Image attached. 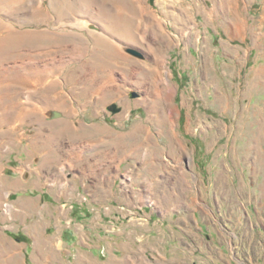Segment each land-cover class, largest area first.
I'll return each mask as SVG.
<instances>
[{"label":"rangeland","instance_id":"obj_1","mask_svg":"<svg viewBox=\"0 0 264 264\" xmlns=\"http://www.w3.org/2000/svg\"><path fill=\"white\" fill-rule=\"evenodd\" d=\"M3 180L103 264H264V0H0Z\"/></svg>","mask_w":264,"mask_h":264},{"label":"crops","instance_id":"obj_2","mask_svg":"<svg viewBox=\"0 0 264 264\" xmlns=\"http://www.w3.org/2000/svg\"><path fill=\"white\" fill-rule=\"evenodd\" d=\"M26 168L30 173L29 166ZM28 186V184L25 185V188H29ZM27 190L25 189L26 192ZM56 192L59 190L53 187L52 193ZM61 193L59 192V194ZM37 195L39 200L41 195L39 193ZM66 195L70 197L67 200H77L75 204L79 209L86 207L87 203L78 202V197L72 196L70 193ZM99 201L90 198L89 203L97 205ZM5 202H8L10 208L8 216L1 212V205ZM35 205H37V200L23 194L22 186L7 188L4 180L0 183V264H103L99 253H101L100 248L105 245L104 242L107 240L104 241L105 236L101 234V230L97 229L91 233V228H88L89 234H86L83 224L76 221L71 223V219L65 217L66 203L54 207L56 212L51 218L46 220L33 218L32 215L37 213L36 209L32 207ZM95 221L99 224L100 219H95ZM85 226L92 227L95 224L88 223ZM11 233L16 235L20 233L23 238H15L11 236L13 235ZM107 237L111 239L112 235ZM114 238L117 239L115 236ZM248 242V246L246 243L243 244L244 246L242 244L236 246L237 255L240 254V247H246V251L251 250V242ZM259 242L264 244V239ZM226 246L228 244L223 248ZM112 247L110 245V248ZM132 257L134 255L127 256L125 263H136ZM111 258H113V264H118L117 258L113 256ZM109 261L110 259L106 263L110 264ZM225 261L228 260L225 259Z\"/></svg>","mask_w":264,"mask_h":264},{"label":"water","instance_id":"obj_3","mask_svg":"<svg viewBox=\"0 0 264 264\" xmlns=\"http://www.w3.org/2000/svg\"><path fill=\"white\" fill-rule=\"evenodd\" d=\"M96 28V27H94ZM126 51L134 56H137V57H142V54H140V51L136 50V49H133V48H127ZM135 96L134 93H132V96ZM115 103H112L110 105H108L107 109L110 110L111 112H116V111H119V107H117L116 105H114ZM54 116H57L58 113L57 112H54L53 113Z\"/></svg>","mask_w":264,"mask_h":264},{"label":"bare ground","instance_id":"obj_4","mask_svg":"<svg viewBox=\"0 0 264 264\" xmlns=\"http://www.w3.org/2000/svg\"><path fill=\"white\" fill-rule=\"evenodd\" d=\"M168 80V79H167ZM166 80V81H167ZM106 84V83H105ZM161 110V109H160ZM162 111H163V109H162ZM161 111V112H162ZM164 114V113H163ZM173 117H172V115H167V120H165V121H168L169 122V126H170V129H171V127H172V125H173Z\"/></svg>","mask_w":264,"mask_h":264},{"label":"built area","instance_id":"obj_5","mask_svg":"<svg viewBox=\"0 0 264 264\" xmlns=\"http://www.w3.org/2000/svg\"><path fill=\"white\" fill-rule=\"evenodd\" d=\"M6 205H7V203H3V205H2V206H3V207H5Z\"/></svg>","mask_w":264,"mask_h":264}]
</instances>
